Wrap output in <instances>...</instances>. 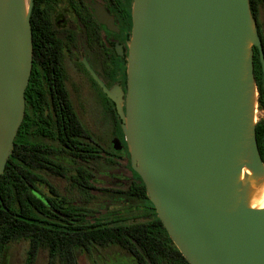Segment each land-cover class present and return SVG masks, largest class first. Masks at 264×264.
I'll use <instances>...</instances> for the list:
<instances>
[{"label":"water","instance_id":"95a60500","mask_svg":"<svg viewBox=\"0 0 264 264\" xmlns=\"http://www.w3.org/2000/svg\"><path fill=\"white\" fill-rule=\"evenodd\" d=\"M2 1L0 176L25 117L34 7L30 0L25 13L23 0H8L3 9ZM96 14L112 29L105 13ZM252 27L256 84L254 47L263 74L264 50L249 0H134L125 112L96 78L117 104L133 171L190 264H264V209H246L234 195ZM255 150L264 164L256 126Z\"/></svg>","mask_w":264,"mask_h":264},{"label":"trees","instance_id":"16d2710c","mask_svg":"<svg viewBox=\"0 0 264 264\" xmlns=\"http://www.w3.org/2000/svg\"><path fill=\"white\" fill-rule=\"evenodd\" d=\"M33 3V65L25 94L26 112L13 153L5 172L0 176V264L6 261L10 247L20 242L27 245L24 264H37L42 251L47 253L50 264H79L77 252L85 251L92 255L97 247H120L134 256L140 264H190L174 245L147 196L144 182L133 171L131 163L129 168L135 178L129 188L100 191L113 192L127 199L147 201L151 207L146 211L150 215L149 220L133 224L91 221L97 214L92 208L96 200L92 192L99 189L92 183V172L81 162L87 163L101 157L106 159V152L101 150L96 155L90 145L83 147L82 139L90 140L91 134L73 104L69 107L66 105L64 93L60 94L61 114L59 111L57 114H47L42 110L41 115L34 112L33 99L37 91L36 28L41 15L35 7V0ZM249 3L258 29L257 17L264 9V0H249ZM128 17L131 22L133 6L128 9ZM262 45L264 49V39ZM253 61L260 94L259 104L264 109V76L256 47ZM112 113L115 118L118 117L115 111ZM39 118L43 119L44 125L38 129ZM120 122L118 125L123 128ZM48 124L51 131H48ZM67 126L70 130L69 137L64 130ZM38 134L55 140V147L49 143L34 142L32 137ZM256 138L259 148L264 139V121L256 125ZM64 158H69L72 164H66ZM262 161L264 162L263 158ZM49 177L62 179L70 185V204L66 202L65 194L48 180ZM80 200L83 204H80ZM104 209H107L106 205ZM53 212L59 216L62 213L77 222L70 223L59 216L50 221L49 216ZM39 215L44 218H39Z\"/></svg>","mask_w":264,"mask_h":264},{"label":"flooded vegetation","instance_id":"af4514ba","mask_svg":"<svg viewBox=\"0 0 264 264\" xmlns=\"http://www.w3.org/2000/svg\"><path fill=\"white\" fill-rule=\"evenodd\" d=\"M133 3L134 0H35V7L38 13L41 15V18L39 19L36 28L35 73L37 74V91L33 99V109L38 115H41L42 110H45L47 114L50 112H56L57 114V111H59L61 114L60 94L64 93L66 105L69 107L70 104H73L75 110L77 111V103L79 102L78 100L83 98L86 93L89 94L90 97L87 98L89 102L91 104L94 103L98 108L103 110L105 115L110 117L111 121V124H109L108 149L104 148V146L101 144V138L90 128H87L91 134L90 140H87L86 138L82 139L83 147L86 148L90 145L92 147V151L95 152L96 155H98L101 150L106 152V159L101 157L84 163L83 165L92 172V183L97 189H99V191L94 190L92 193L97 192L99 194L106 195L109 198H112L115 202H122L124 206L132 207V205L136 203L137 209L143 211V213L139 216H134L131 219H142V221H147L149 220L150 215L146 213V211L151 208L147 201H138L134 198L127 199L113 192H101L100 189H104V187L99 184L100 180H97L95 171L87 166L103 160L106 161L108 166L114 169H126L129 172V178H127L123 171L118 170L115 173L117 178L114 176L113 177L117 182H119L120 185L105 189H110L113 191L127 189L131 186L135 178L130 168L123 166V162L127 161V166L129 167V163H131V155L123 128L122 126L120 128L118 125V122L121 121V119L117 113V104L108 97L104 91V88L96 80L97 78L112 94L113 97L118 98L120 93H125L126 99L128 57L130 53L129 43L132 37L133 25V18L130 22L128 17V9L132 8ZM97 7H99V9H97ZM97 11H101L106 14L109 21L111 22L112 29H110L108 25L102 24L99 21L96 14ZM263 17L264 9L261 10L257 17L258 31L261 42L262 39H264ZM260 109L264 111L261 106ZM112 111H115V113L118 115L117 118L113 116ZM42 120L43 119L40 118L38 119V129L40 126L44 125ZM260 121H264V119ZM64 130L67 132L69 137V127L67 126V129ZM48 131H51L50 124H48ZM32 138L34 142L37 143H49L53 147L56 145V141L48 136H41L38 134ZM117 140L121 141L122 143L121 144L119 142V144H117L118 147H121L120 150L115 148V141ZM259 149L260 155H262L264 160V139L261 143V147L259 145ZM120 153L127 154V159L113 160L111 158L112 156L118 155ZM64 162L68 165L72 164L69 158H64ZM108 173L113 174L111 171ZM50 178L53 177H49V181ZM127 181L128 184L125 185ZM67 186L68 188L65 190L64 198L66 202L70 204V185ZM81 203L82 202L80 200V204ZM106 207L108 208V206ZM128 210L129 209L126 208L123 211L128 212ZM95 215L94 219L91 221L97 220L101 222L105 221L106 223L124 222L127 224H133L127 222L130 220V218L123 217V213H107L105 214L107 217L102 215L100 219L98 217L96 218ZM58 216L59 215L53 212V215L49 216V220H55V217ZM38 217L44 218L43 215H39ZM59 217L67 219L70 223L77 222L66 217L62 213ZM110 248H119L124 253L132 257L134 261L132 264H140L134 256L120 247ZM96 249L104 248H94L92 255L85 251H79L77 252L78 260L80 254L94 259ZM40 255H42L41 258L43 257L46 260L45 264H50L48 263V255L46 252L42 251L39 256ZM117 260L120 259L114 260L112 264H116L115 261ZM24 263L25 260L23 264ZM4 264H10L8 254ZM55 264L61 263L56 262ZM79 264H82L81 261H79ZM94 264L99 263L95 260Z\"/></svg>","mask_w":264,"mask_h":264},{"label":"rangeland","instance_id":"374dc122","mask_svg":"<svg viewBox=\"0 0 264 264\" xmlns=\"http://www.w3.org/2000/svg\"><path fill=\"white\" fill-rule=\"evenodd\" d=\"M28 2L30 0H27ZM99 9V7H97ZM264 18V17H263ZM121 98L119 99L121 101L122 110L125 112V93L119 95ZM89 94H85L83 98L78 100L77 103V111L80 114L81 119L83 120L84 124L88 126L87 128H90L94 133H96L102 140L101 144L104 146V148H109V124H111L110 117L105 115L103 110L98 108L94 103L91 104L87 98H89ZM259 97V94H258ZM259 100V98H258ZM81 104V106H80ZM258 114H259V121L264 119V111L260 109L259 101H258ZM258 121V122H259ZM119 141V140H117ZM121 143V141H119ZM122 144V143H121ZM130 152V151H129ZM113 160H126L127 154L120 153L118 155H114L111 157ZM84 165V163H81ZM128 162H123V166L129 168ZM92 170L95 171L97 180H100L99 184L105 188H111L115 187L117 185H120L119 182L115 180L114 177L115 173L120 170L123 171L126 174V177L129 178V172L126 169H114L107 165L106 161H99L97 163H92L90 165H87ZM109 171L113 172V174L108 173ZM114 176V177H113ZM121 178V177H119ZM124 180V179H122ZM129 180V179H128ZM50 181L59 187V189L65 193L66 188H68L67 183L59 178H50ZM128 184V181L125 185ZM98 185V186H100ZM93 195L95 196L96 200L94 201L92 208L96 211V218L99 219L101 216H106L105 214H119L123 213V217L130 218L127 222L134 223L138 221H142V219H131L134 216H139L143 213V211L138 210L136 203H132L131 206H124L122 202H115L112 198H109L106 195L99 194L97 192H94ZM108 206L107 209H104V206ZM128 208L127 211H123L124 209ZM108 211V212H107ZM129 213V214H128ZM27 245L24 242H20L18 244H14L10 247L8 257L10 264H23L25 260V252H26ZM42 255L39 256L37 264H45L46 260L42 257ZM81 257V258H80ZM79 261H81L82 264H94L95 260L99 264H112V262L116 259H120L115 261L116 264H132L134 263L132 257H130L128 254L124 253L119 248H110V249H96L94 254V259L80 254ZM81 259V260H80Z\"/></svg>","mask_w":264,"mask_h":264},{"label":"bare ground","instance_id":"6f19581e","mask_svg":"<svg viewBox=\"0 0 264 264\" xmlns=\"http://www.w3.org/2000/svg\"><path fill=\"white\" fill-rule=\"evenodd\" d=\"M2 8L7 7L8 0H3ZM25 13H28L29 2L23 0ZM255 38V29L247 41L243 67L241 73V86L243 92L242 106L245 108L241 123L240 153L236 159L242 166L234 180L235 197L237 202L246 209H264V164L257 161L255 150V126L259 121L258 90L252 76V47Z\"/></svg>","mask_w":264,"mask_h":264}]
</instances>
